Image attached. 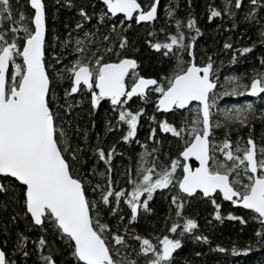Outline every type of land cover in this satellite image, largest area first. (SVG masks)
Returning a JSON list of instances; mask_svg holds the SVG:
<instances>
[{"label":"snow or ice","instance_id":"snow-or-ice-1","mask_svg":"<svg viewBox=\"0 0 264 264\" xmlns=\"http://www.w3.org/2000/svg\"><path fill=\"white\" fill-rule=\"evenodd\" d=\"M68 3L71 5V0ZM188 3L191 5V0ZM27 4L29 11L25 13L13 9V0H0V22L10 24L5 27L0 23V174L4 177L0 193H10L9 199L22 205L29 227L37 230L32 245L38 264H60L57 257L65 253L70 260L64 264H174V250L181 248V237L198 227L197 220L183 211L193 194L207 198L215 208L213 215L220 220L221 204L216 196L250 210L249 219L259 225L254 235L264 241V137L257 143L250 123L257 113L264 119V108L257 109L251 100L243 106L218 104L222 96L241 95L240 89L254 97L264 94V57L261 68L252 70L250 82L245 83L240 75L225 76L221 82L220 70L210 55L199 62L196 59L194 41L201 34L196 18L189 13L185 24L174 17V8L166 5L165 15L174 19L175 33H166L163 42L146 43L173 63L158 76H145L139 72L138 60L124 54L131 43L124 33L132 21L139 24L158 19L159 0L146 5L141 0H101L93 15L106 30L83 31L92 15L80 6L75 28L83 33V39L75 38L73 51L78 55L61 68V54L55 46L46 47L44 0H27ZM245 7L243 19L260 25L258 36L264 43V18H260L264 0H222V8L209 5L207 19L227 15L235 28L236 9ZM118 16L123 17L119 26L112 21ZM152 35L154 32L148 33ZM70 41L71 37L60 40L53 36L54 45L58 42L60 48H66ZM254 47H242L239 52L248 53ZM224 48L231 49L232 45L225 41ZM181 51L188 59L180 55ZM112 54L114 59H104ZM235 58L234 52L233 61ZM64 80L70 83L64 87L61 102L56 85ZM149 93L155 97L156 110H170L174 119L169 122L150 116L157 127L151 129L148 139L158 143V130L171 133L183 141L182 150L159 165V148L152 149L155 157L146 149L142 151L134 174L122 173L127 187H119L112 175L115 145L107 150L91 145L92 154L103 161L105 169L98 171L93 164L85 170L88 132L85 129L81 135L80 127L67 120L73 103L87 99L95 108L106 98L115 121H106L107 130H120V139L131 142L142 114L147 113L144 107L133 110L129 101L138 94L146 102ZM213 109L222 119H213ZM233 124L237 132L239 126H248L249 135L232 138ZM220 128H224L222 139L216 136ZM190 157H195L198 166L188 163ZM158 189L171 194L169 203L174 208L169 212L174 213V219L170 226L166 224L164 233L153 236L135 232L130 226L138 222L141 210L154 211L149 202ZM125 205L129 213L119 215ZM106 216L114 217L116 224ZM227 216L247 223L231 212ZM194 238L209 239L205 235ZM28 241V236L19 233L12 254L0 248V264H17L12 258L17 252L25 258L32 255ZM216 247L225 251L220 245ZM250 250V246L232 248L233 253Z\"/></svg>","mask_w":264,"mask_h":264},{"label":"trees","instance_id":"trees-1","mask_svg":"<svg viewBox=\"0 0 264 264\" xmlns=\"http://www.w3.org/2000/svg\"><path fill=\"white\" fill-rule=\"evenodd\" d=\"M141 2L146 5L150 3V0H141ZM243 2L247 3V0H243ZM44 3L48 27L46 47L55 46L56 51L61 54L60 66L78 55V53L73 51V47L77 36L83 39V33L75 28L76 23L80 21V13L78 11L80 6H85L89 15H92V20L85 21L83 31L106 30V26L100 25L97 17L93 15L94 9L99 10L101 0H71V5H69L68 0H44ZM166 4L174 8V17L181 19L185 24L189 13L196 18L197 25L201 29V34L196 36L194 41V53L198 62L210 55L214 64L220 70L219 79L221 82L228 75H240L245 83L250 82L252 70L261 68L260 59L264 57V43L260 42V37L258 36L260 25L255 20L249 22L243 19L247 11L246 7L236 9L235 28L231 27L233 20L229 19L227 15L214 17L212 21H209L207 19L209 5L222 8V0H191V5H189L188 0H161L158 19L154 23L137 25L135 21H132L131 27L124 33L131 41L124 54L138 60V69L141 74L153 77L158 76L166 72L173 63L172 59L164 57L160 51L151 49L146 43L147 40L163 42L166 40V33H175L176 25L174 19L167 18V16L163 17L165 15H163V9ZM20 5L24 7L23 9L29 11L27 0H13L14 10L20 9ZM260 18H264V9L260 10ZM121 19H123L122 16L113 17L112 21L119 26ZM0 23H4L5 27H10L9 23ZM125 23L127 24L128 21H125ZM161 29H164V31H161ZM182 30L186 33L188 31L187 28ZM149 32H154V35L148 36ZM191 35H195V33ZM53 36L59 37L60 40L71 37V41L66 48H60L58 42H56L57 45L52 44L51 38ZM225 41L232 45L231 49L224 48ZM253 44H255V47L251 48L250 52H239L242 47H250ZM234 52L236 53V58L233 61ZM180 55L188 59L186 52L181 51ZM109 58L114 59L115 54H112L111 57L108 55L104 57L105 60ZM69 83L68 80H64L62 84L57 82L56 88H64ZM239 91H241V95L222 96L221 100L218 101L219 106H232L242 104L243 101H249L248 98L242 99L243 94L246 92L243 89ZM263 97L264 94L257 99L251 100L256 108ZM99 105V108H93L90 102L84 99L80 106L73 103L72 110L67 112V120H70L73 126L78 125L80 127L82 130L81 135L85 129L88 132V142L84 153L86 163L83 165L85 170L89 169L93 164L96 165L98 171L105 169L103 161L98 160L92 154L91 145L102 146L105 150L115 145L116 155L112 159V175L114 179H118L119 187H127L126 177L122 173L131 171L134 174L136 163L142 151L146 149L149 154L155 157L157 154L153 153L152 149L159 148V160L157 161L159 165L160 161L168 162L167 158L169 156L175 157L182 150L183 141L174 138L171 133H164L158 130L155 137L158 143L148 139L151 129L157 127L149 119L150 116L155 115L158 120L167 119L169 122H173L174 119L172 114L169 117H163V115L161 116L158 113L155 107V97L151 93L148 94L146 102L139 97H133L129 101L130 108L135 110L138 107H144L147 113V115L142 114L136 136L132 138L131 142L120 139L122 134L120 130H107L106 121L115 122L113 120V112L107 100H102ZM213 119H222V117L217 116L216 109H213ZM93 122H95L94 126ZM250 123L252 125V135L257 139V143H260L261 140L259 138L264 137V119H260L257 116ZM231 128L230 134L232 138H235L238 134L244 138L249 135L248 126H239L238 132L237 125L233 124ZM97 134L99 135V142L97 141ZM216 136L218 139H222L224 128L217 129ZM81 142L83 143V140ZM177 171L179 173V169ZM88 174L90 175V173ZM3 180L4 177L0 176V182ZM163 192L166 191L162 189L156 190L153 196L155 199L150 201L152 204L149 202L150 207L154 211L146 213V216L141 218L138 216V222L130 226L135 229V232L144 235L151 233L155 236L157 233L165 232L166 224L170 226L172 219H174V213H170L169 208H174V206H170L169 203L171 195L165 197ZM10 195V193L7 195L0 193V247L12 254L17 235L24 233L29 237L28 250L33 254L25 258L17 252L12 258L17 261V264H38L37 255L34 254L32 245V240L37 238V230L29 227L30 222L23 214L22 205L10 200ZM215 198L221 204L222 220L217 219L213 215L215 208L207 198L195 195L185 203L184 214L196 219L198 227L193 230V233L181 237L183 243L181 248L174 253V264H264V241L257 240L254 235L255 229L259 225L255 220L249 219L250 211L235 208L231 203L224 200L221 195ZM129 211L125 205L119 215L126 216ZM229 212L237 217H243L247 223L228 217L227 213ZM13 216L16 217L15 220L11 219ZM106 218L113 225L116 224L114 217L106 216ZM51 232L52 229L49 227V233ZM135 232H133V235H135ZM201 235H205L209 239L203 241L194 238ZM5 240L7 241L6 244L4 243ZM57 242L59 243V241ZM216 245H220L225 251H220ZM234 245L237 249L250 246L251 250L247 253H233L232 248ZM57 259L60 264L70 260L66 253L64 256H58Z\"/></svg>","mask_w":264,"mask_h":264},{"label":"rangeland","instance_id":"rangeland-1","mask_svg":"<svg viewBox=\"0 0 264 264\" xmlns=\"http://www.w3.org/2000/svg\"><path fill=\"white\" fill-rule=\"evenodd\" d=\"M15 1V0H14ZM18 1V0H17ZM16 5V4H15ZM166 5H168V4H166ZM165 5V6H166ZM165 6H164V9H163V15L165 14ZM20 7V9H22L25 13H27L28 12V10H26V9H23L24 7H22L21 5L19 6ZM163 17H166V15H164ZM168 18V17H167ZM52 39V44L54 45V43H53V37L51 38ZM55 45H57V44H55ZM60 66V65H59ZM61 68H63L64 67V64L63 65H61L60 66ZM61 86V85H60ZM63 90H64V88L63 87H58V88H56V91H57V94L62 98V102H63ZM60 92H62V93H60ZM60 93V94H59ZM244 96H242V99H244L245 100V98H246V93L245 94H243ZM76 99H80V97H75ZM246 102L247 101H243V103L242 104H239V105H241V106H243V105H245L246 104ZM83 103V102H82ZM82 103H80V104H76V105H78V106H80ZM260 108H264V97L261 99V101H260V103H258V106H257V109H260ZM257 116L259 117V113H257ZM167 160H168V158H167ZM164 163H168V162H164ZM164 191H166V192H163V193H165V194H163V195H165V197L167 196V197H169L171 194L167 191V190H164ZM155 195V194H154ZM153 199H155V197L153 198ZM157 199H158V197H157ZM156 199V200H157ZM150 204H152V202H150ZM150 206V205H149ZM129 210V209H128ZM143 216H146V213H144L143 212V210H141L140 211V213H139V218H141V217H143ZM172 235H176V234H172ZM178 249H176L175 250V252L177 251Z\"/></svg>","mask_w":264,"mask_h":264},{"label":"water","instance_id":"water-1","mask_svg":"<svg viewBox=\"0 0 264 264\" xmlns=\"http://www.w3.org/2000/svg\"><path fill=\"white\" fill-rule=\"evenodd\" d=\"M160 1L161 0H159V4H158V13H159V9H160ZM45 9H46V7H45ZM156 21V20H155ZM155 21H149V22H140L139 24H137V25H141V24H152V23H154ZM46 25H47V18H46ZM47 32H48V27H47ZM46 39H47V34H46ZM75 94H73V96H74ZM263 94H261V96H262ZM135 96H138V94H136V95H134L133 97H135ZM260 96V97H261ZM132 97V98H133ZM246 98H248V99H254V98H258V97H254V96H251L249 93H246ZM106 99V98H105ZM159 112H164V113H170V110H169V112H165L164 110H159ZM188 163L192 166V167H196V166H198V164H199V162L198 161H196L195 160V157H190L189 159H188ZM193 164H195V165H193ZM0 176H2L3 177V175L2 174H0ZM193 196H195V194H193L192 195V197ZM222 196V195H221ZM224 199V198H223ZM225 200V199H224ZM227 201V200H226ZM227 202H229V203H231L230 201H227ZM232 204V203H231ZM233 205V204H232ZM235 208H240V209H243V210H246V211H250V210H247V209H244L243 208V206L242 205H233ZM1 248V247H0ZM174 253H175V250H174Z\"/></svg>","mask_w":264,"mask_h":264},{"label":"flooded vegetation","instance_id":"flooded-vegetation-1","mask_svg":"<svg viewBox=\"0 0 264 264\" xmlns=\"http://www.w3.org/2000/svg\"><path fill=\"white\" fill-rule=\"evenodd\" d=\"M135 97H139V96H135ZM259 98V97H258ZM254 99H257V98H254ZM254 99H251V100H254ZM104 100H107V99H104ZM102 101V100H101ZM97 108H99L100 107V105L98 104L97 106H96ZM156 107V106H155ZM158 111V113L162 116L163 115V117H166V116H168L169 117V115L171 114V112L170 113H164V112H159V110H157ZM193 165H195V164H193Z\"/></svg>","mask_w":264,"mask_h":264}]
</instances>
